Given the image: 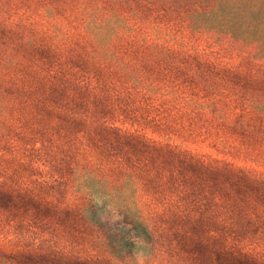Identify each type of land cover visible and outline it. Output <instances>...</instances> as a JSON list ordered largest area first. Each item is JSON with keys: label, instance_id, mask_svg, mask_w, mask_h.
<instances>
[{"label": "trees", "instance_id": "trees-1", "mask_svg": "<svg viewBox=\"0 0 264 264\" xmlns=\"http://www.w3.org/2000/svg\"><path fill=\"white\" fill-rule=\"evenodd\" d=\"M70 1L10 0L12 15L0 14V111L38 112L11 117L22 138L5 142L24 152L41 144L38 162H71L81 176L85 164L122 166L191 197L228 230L253 206L240 194L264 195V47L255 46L264 42V0H78L69 11ZM217 35L238 36L245 50L222 56ZM45 116L55 118L35 124ZM89 137L103 164L65 149ZM236 247L221 253L249 262Z\"/></svg>", "mask_w": 264, "mask_h": 264}, {"label": "rangeland", "instance_id": "rangeland-1", "mask_svg": "<svg viewBox=\"0 0 264 264\" xmlns=\"http://www.w3.org/2000/svg\"><path fill=\"white\" fill-rule=\"evenodd\" d=\"M77 2L71 0L68 10ZM0 14L5 18L12 15L10 0H0ZM170 39H177L174 28ZM212 39L223 47L224 57L245 50L238 36ZM255 46L264 47V42ZM174 50L177 58L185 56ZM250 63L248 58L243 61L245 67ZM14 108L0 111L10 116L0 115V147L9 153L0 155V264H241L221 253L225 243L232 250L236 247L235 235L239 240L236 250L250 258L246 264H264V195L240 194L239 200H248L253 206L236 214L224 230L217 224L215 212L208 215V211L195 209L186 194L148 186L136 173L126 174L122 166L109 171L107 163L103 164V151L92 148L91 137L81 145L65 147L75 160L86 161L88 156L103 164L81 165L84 176L74 172L71 162L63 166L56 161H49V166L38 162L35 154L41 144L34 143L27 153L22 142L13 146L5 142L13 136L22 138L10 126L11 117L27 114L23 120H31L38 113ZM54 118L45 116L35 124L46 126ZM75 130L70 129L69 135L75 136ZM201 150L211 152L205 147ZM62 170L57 177L50 174ZM227 235L229 239L224 241Z\"/></svg>", "mask_w": 264, "mask_h": 264}]
</instances>
